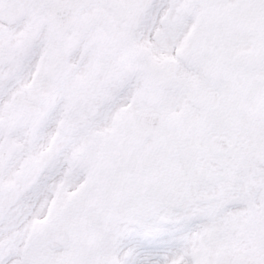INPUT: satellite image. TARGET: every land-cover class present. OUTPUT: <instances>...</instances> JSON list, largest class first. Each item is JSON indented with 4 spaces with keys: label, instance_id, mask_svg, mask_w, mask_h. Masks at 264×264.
<instances>
[{
    "label": "snow or ice",
    "instance_id": "snow-or-ice-1",
    "mask_svg": "<svg viewBox=\"0 0 264 264\" xmlns=\"http://www.w3.org/2000/svg\"><path fill=\"white\" fill-rule=\"evenodd\" d=\"M0 264H264V0H0Z\"/></svg>",
    "mask_w": 264,
    "mask_h": 264
}]
</instances>
